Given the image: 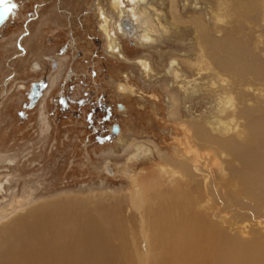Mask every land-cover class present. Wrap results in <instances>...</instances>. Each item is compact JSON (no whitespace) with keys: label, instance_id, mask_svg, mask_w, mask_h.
Returning a JSON list of instances; mask_svg holds the SVG:
<instances>
[{"label":"rangeland","instance_id":"374dc122","mask_svg":"<svg viewBox=\"0 0 264 264\" xmlns=\"http://www.w3.org/2000/svg\"><path fill=\"white\" fill-rule=\"evenodd\" d=\"M119 1L135 12L144 7L140 18L154 27L151 42L139 43L111 26L119 51L107 49L98 28L100 10L111 24L118 20L112 0H13L15 9L0 21V232L39 209L67 223L66 217L83 215L72 209L76 202L87 204L92 210L87 215L103 223L94 210L102 216L119 204L124 223L134 222L137 213L127 206L133 187L151 200L157 193L188 194L185 182L174 187L160 180L152 187L158 167L181 161L175 152L185 146V130L219 138L218 144L234 141L232 131L218 129L216 119L225 123L224 115L238 117L233 120L238 127L251 126L243 141L237 139L241 148L264 140V23L258 0H174L178 23L170 15L171 0H144L134 6ZM200 29L211 54H218L215 64H208L209 52L208 60L200 59ZM143 61L147 72L139 64ZM208 123L215 131H208ZM210 142L208 150H220ZM135 150L140 155L132 157ZM220 151L217 156H229L217 157L223 172L211 165L208 177L229 183L234 173L243 171L244 162ZM227 188L221 189L222 200ZM64 204L69 210L57 213ZM232 209L228 217L239 215L250 233L240 234L244 240L254 234L252 222L264 226V205L256 210L258 220L240 206ZM26 222L34 242L39 240L35 235L49 239L37 220ZM6 233H0V260L4 254L7 262L8 246L16 241Z\"/></svg>","mask_w":264,"mask_h":264},{"label":"bare ground","instance_id":"6f19581e","mask_svg":"<svg viewBox=\"0 0 264 264\" xmlns=\"http://www.w3.org/2000/svg\"><path fill=\"white\" fill-rule=\"evenodd\" d=\"M128 1L134 6V4L139 5L144 0ZM170 3V15L176 23L177 19L173 9L174 0H171ZM257 3L262 12L261 21L264 23V0H258ZM111 8L117 14L118 20L115 21V24H111V18H108L100 10L101 22L98 28L105 36L107 49L111 53L119 51L115 37L111 36V26L114 27L116 33L122 32L121 34L124 36L136 37L139 43L152 41L151 33L154 32V27L150 28L149 22L140 18L145 14L144 7L143 10L139 9V12H135L136 10L123 7L119 0H112ZM216 21L219 23L221 18L218 17ZM197 35L198 46L201 50L200 59H207L209 52L208 64L217 63L214 60L218 54H214L216 55L215 58L211 54L214 51L205 44L202 29L198 30ZM215 50L218 51L216 48ZM139 64L145 71L147 70L148 65L145 61ZM232 65L234 64L232 63ZM231 70L233 69L231 68ZM237 70L239 71V69ZM244 71L249 74L248 76H253L251 71ZM225 73L231 74L228 70H225ZM233 74L238 77L240 73H232L231 75ZM177 76H179L178 73H174V77L177 78ZM253 77L256 78V76ZM242 82L244 88L249 87L247 82V84L244 83V80ZM123 86L120 89H124ZM173 102L174 105L178 103L174 100ZM217 109L218 112L223 111V109L219 110V107ZM221 113L219 114L222 115ZM224 117L227 120L225 123H219L216 119V122L220 124L218 129L225 127L226 130L232 131L236 137L234 141L229 143V140L226 139V144H218L215 142L219 139L218 137H216L218 139L213 140L210 139V136L207 138L206 134L200 135V130L198 132L185 130V146L182 147L183 145L180 144L183 149L180 148L181 150L178 149L179 151L175 152V155L180 154L177 158L181 157V161L179 163H166L158 167V177L152 182V187H155L156 182L160 180L163 181L162 184L166 185L185 182L187 183L185 189L188 190V194L165 196L157 193L158 196L151 200L136 194L135 188L132 186L133 191L128 195L127 206L133 209L137 216L134 217V222L127 221V223H124L125 219L123 220L121 214L122 207L118 206L119 204L115 208L108 207L102 212V214L104 213L102 216H99L100 212L97 209L94 210L105 223L98 218L87 215L92 210L87 208V204L83 202H76L72 208L77 214L83 213V215L79 214L78 217L74 218L66 217L67 223L57 216L52 219L50 211L39 209L31 212L27 218L37 220L36 223L45 228L43 233L49 239L41 240L42 236L35 235L33 237L39 240L34 242L31 239L32 235L29 236L27 218H16L12 224L0 232H9L8 234H11L9 235L11 236L10 241H16L15 244L10 242L11 246L6 243L10 247L8 261H3L6 259V255L4 257L3 254V260H0V264H264V241L262 240L264 239V226L262 223L259 221L252 222L254 234L251 235V239L244 240L241 235H250V233L245 230L244 222L238 220L241 217L239 215L228 217L229 214H227V210L231 211L233 210L232 207L240 206L242 209L251 212L253 220L255 218L258 220L257 211H259L260 205H264V140L261 138V142L259 140L252 141L253 143L249 142L246 147L241 148L238 146L237 139L243 141L245 133H251L249 129L251 126L238 127L233 123V120L238 118L235 115L234 118L231 115H224ZM208 126V128L206 127L208 131H215L212 128L214 127L213 124L208 123ZM198 129L200 128L198 127ZM205 131L202 128V132L205 133ZM205 140L208 141L205 143ZM209 141L213 145H220V150L232 154L234 160L244 162L243 171L234 173L229 183L223 181V177L218 181L213 177H208L212 173V166L217 168L218 172H223L221 170L223 161L220 164L217 157L223 159L228 156L227 154L217 156L216 154L219 153L217 151L220 150H208L205 146ZM137 151L132 157L140 155ZM205 172L207 174L203 176L202 173ZM225 187L228 188L223 193L224 200H222L220 193L222 194L221 189ZM240 190L244 194L240 193ZM239 193L245 197L242 202L238 199L240 198ZM252 198L257 200L253 201ZM154 204L155 207H153ZM67 209L69 210L67 204H64L55 210L57 213L65 215ZM83 217L84 220H82ZM239 221H241V225L236 226ZM244 221L246 222V220ZM233 230H237L239 234H230ZM19 233L25 234L27 238L19 237ZM6 245H3L4 250L8 249Z\"/></svg>","mask_w":264,"mask_h":264},{"label":"snow or ice","instance_id":"6c2138e0","mask_svg":"<svg viewBox=\"0 0 264 264\" xmlns=\"http://www.w3.org/2000/svg\"><path fill=\"white\" fill-rule=\"evenodd\" d=\"M15 7L16 5L13 4V0H0V21L5 20Z\"/></svg>","mask_w":264,"mask_h":264},{"label":"water","instance_id":"95a60500","mask_svg":"<svg viewBox=\"0 0 264 264\" xmlns=\"http://www.w3.org/2000/svg\"><path fill=\"white\" fill-rule=\"evenodd\" d=\"M42 87V86H41ZM35 96V95H34ZM34 96L32 97L31 101H34ZM113 131L116 132V128H113Z\"/></svg>","mask_w":264,"mask_h":264}]
</instances>
